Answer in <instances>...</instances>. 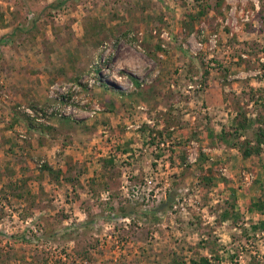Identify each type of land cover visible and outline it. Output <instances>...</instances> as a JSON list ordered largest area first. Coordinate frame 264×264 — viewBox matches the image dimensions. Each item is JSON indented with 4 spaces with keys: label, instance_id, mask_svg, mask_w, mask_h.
<instances>
[{
    "label": "rangeland",
    "instance_id": "1",
    "mask_svg": "<svg viewBox=\"0 0 264 264\" xmlns=\"http://www.w3.org/2000/svg\"><path fill=\"white\" fill-rule=\"evenodd\" d=\"M0 41V264H264V0H0Z\"/></svg>",
    "mask_w": 264,
    "mask_h": 264
},
{
    "label": "trees",
    "instance_id": "2",
    "mask_svg": "<svg viewBox=\"0 0 264 264\" xmlns=\"http://www.w3.org/2000/svg\"><path fill=\"white\" fill-rule=\"evenodd\" d=\"M1 42V41H0ZM240 128H245V125L240 123ZM256 141H257V145L255 148L252 147H248L245 149L244 151V155H250L252 152H258L259 153V145L264 141V128L259 127L256 131ZM49 171H50V166H48L47 164L44 165ZM264 167V164H263ZM169 201L168 199H165L162 201V203L160 205H158L155 208H150L144 211L139 212V214H141L142 216H145L146 214L150 213L152 216L156 217L157 214V209L164 211L165 210V203ZM251 208L258 210L260 212H264V192L263 194L257 198L255 201L252 202L251 204ZM259 226L262 227L264 229V219L260 220L258 222ZM258 226L254 225L253 228H257ZM191 264H213L212 261H210V259L208 257L205 256H200L198 259H191ZM173 264H187V262L185 260H181V261H175Z\"/></svg>",
    "mask_w": 264,
    "mask_h": 264
}]
</instances>
